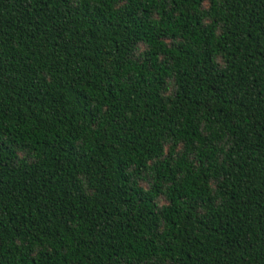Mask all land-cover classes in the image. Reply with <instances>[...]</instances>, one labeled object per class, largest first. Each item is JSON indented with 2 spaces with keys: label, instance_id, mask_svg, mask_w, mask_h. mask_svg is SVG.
<instances>
[{
  "label": "trees",
  "instance_id": "obj_1",
  "mask_svg": "<svg viewBox=\"0 0 264 264\" xmlns=\"http://www.w3.org/2000/svg\"><path fill=\"white\" fill-rule=\"evenodd\" d=\"M0 264H264V0H0Z\"/></svg>",
  "mask_w": 264,
  "mask_h": 264
}]
</instances>
